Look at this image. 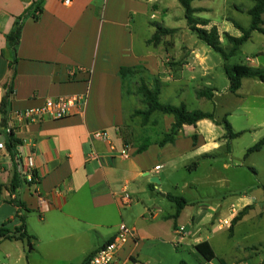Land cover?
Here are the masks:
<instances>
[{"label":"crops","instance_id":"1","mask_svg":"<svg viewBox=\"0 0 264 264\" xmlns=\"http://www.w3.org/2000/svg\"><path fill=\"white\" fill-rule=\"evenodd\" d=\"M38 1L0 0V102L11 78L13 60L6 36L19 21L9 112L74 95L86 96V103L80 113L73 111L61 120L44 119L15 131L21 141L16 160L6 146L0 153V227L19 228L22 213L25 230L34 238L30 244L2 241L0 264H83L113 239L121 223L133 228L136 236L118 252L115 264H212L217 259L215 254L205 262L195 247L207 242L213 251L214 237L225 228L230 231L221 222L250 207L232 230L244 221L258 205L252 189L240 195L233 193L229 199L220 196L222 200L212 201L211 195V203L204 204L201 199L185 198L186 190L195 184L169 185L161 174L169 165L176 172L197 170L202 161L215 158L209 162L206 180H216L213 165L222 155L230 154V142L244 131L229 123L239 136L227 139L222 125L201 120L195 126L183 125L173 143L161 146L173 118L153 113L143 126L140 117H132L135 110L144 108L136 88L141 81L151 84L156 79L161 85V103H183L188 111L213 113L217 121H227L233 99L244 97L243 87L252 93L256 79H243L236 93L229 91L223 61L215 60L212 50L189 31L178 0H71L68 5L65 0H43L42 11L34 19L31 7ZM240 1L228 6L226 2L219 19L213 21L200 17L212 11L209 0L191 2V8L197 10L194 17L206 22L202 28H216L223 49L231 47L224 34L233 38L242 35L232 21L244 29L250 26L247 11L253 1L244 7ZM241 15L247 16V26L239 22ZM157 28L173 33L152 41ZM243 60L245 64L232 65L264 69V51L256 58L245 54ZM121 68L137 71L121 79ZM248 80L252 82L246 83ZM216 99L226 112L221 119L215 115V106L205 109ZM103 130L110 133L115 152L105 142L90 139L91 133ZM0 142L5 145L1 128ZM124 147L130 149L129 158L118 155ZM90 152L97 157L89 160ZM26 158L33 161L37 187L21 184L10 193L12 178L21 173ZM156 166H160L158 171ZM221 167L229 169L228 165ZM218 184L223 186L222 181ZM124 187L132 199L128 207L119 201ZM35 190L44 199L45 208L38 204ZM167 194L188 201L175 220L171 218L176 206L166 199ZM15 201L23 204L22 211ZM218 264L225 263L218 259ZM230 264L251 263L243 257Z\"/></svg>","mask_w":264,"mask_h":264},{"label":"rangeland","instance_id":"2","mask_svg":"<svg viewBox=\"0 0 264 264\" xmlns=\"http://www.w3.org/2000/svg\"><path fill=\"white\" fill-rule=\"evenodd\" d=\"M252 1L254 5V0ZM226 2L228 6L232 3L235 4L237 0H209L207 5L212 8V11L202 14L200 17L211 21L219 19L217 17ZM239 3L244 7L249 4V0H241ZM246 19V15L239 17L242 26H247ZM262 19H264V14ZM251 36V41L245 43L238 53L229 59L228 64H245L243 60L245 54L256 58L260 51H264L262 50L264 35L254 32ZM225 42L227 43V41ZM210 52L215 60L223 61L219 54ZM247 82H252V80ZM253 82H257V85L252 93L247 91L248 87H243L241 92L244 97L239 101L233 99L230 104L232 110L228 111L230 114L227 116V121L237 131L244 132L230 142V154L222 155L221 161L217 160L213 165L216 180L210 182L206 180L209 162H213L215 158L202 161L197 170L176 172L173 171L172 165H169L164 168L163 174H161L169 185L195 184L194 188L186 190L185 198L201 199L204 204H210L212 197V201L221 199L220 196L229 199L233 193L240 195L244 192L249 193L248 191L252 189L251 195L254 197V202L258 201L257 207L248 213L244 221L235 226L234 231H227L225 228L214 237L212 248L217 259L212 264H218V259H221L225 264H230L235 259L243 257H248V262L251 264H264V197L260 188L261 185H264V147L259 152L251 153L245 157L247 150L264 137V125L262 124L264 122V84L256 80ZM218 103L217 99L210 101L205 105V109L211 110L212 106H215V115L221 119L226 112L223 107H218ZM154 114L161 116L160 113ZM222 165H228L229 169H221ZM218 181H222V187L219 186ZM173 193L178 195L174 190ZM211 195L212 197H210ZM259 245L261 246L259 247Z\"/></svg>","mask_w":264,"mask_h":264},{"label":"trees","instance_id":"3","mask_svg":"<svg viewBox=\"0 0 264 264\" xmlns=\"http://www.w3.org/2000/svg\"><path fill=\"white\" fill-rule=\"evenodd\" d=\"M43 0H39L36 5L31 7L32 17L37 19L36 14H40L42 9L40 4ZM194 0H178L184 11V18L187 23V27L189 31L196 36V38L209 47L213 52L219 54L223 59V71L225 76L229 82V91L231 93H236L241 87V82L243 79H256L262 84H264V69L248 67L244 65H229L226 62L235 55L237 50L241 45L248 41L250 34L252 32H257L261 35H264V21L262 19V15L264 14V0H254L253 7L247 11V14L251 18L250 26L247 29L242 28L236 22L232 21L233 26L241 32V37L233 38L227 34H224V38L231 45V47L226 50L223 49L221 43L219 41V36L216 28H211L210 30H205L202 27L206 25L204 20H200L194 17V14L197 10L191 8V2ZM172 30H163L161 28H157L156 34L152 37V41H157L160 35L163 34H171ZM20 37V22L16 21L14 23L13 29L6 36V46L9 51H11L13 55V60L10 64L11 69V78L9 80V84L6 86V93L3 96L0 102V115L1 122L0 128L1 132L5 137V146L6 150L9 152L12 159L16 160L17 157V149L21 145V141L17 139L14 135L13 131L6 132L8 128V123L10 120V112H9V97L12 93V84L15 76V64L17 61L16 49L18 45ZM136 68H121L119 70V76L121 79H125L126 77L133 76L136 73ZM136 93L139 94L142 98V103L144 108L142 110H135L132 114V117L138 116L141 118V124L144 126L146 122L149 120V117L153 113H160L162 115L171 116L173 118V123L168 133L163 135V139L159 143L161 146L166 143H173L175 138L179 134L183 125L187 126H195L198 121L201 120H209L215 125H222L226 131L227 139H234L239 136V133H234L226 121L223 118L221 121H217L213 113H205L199 110L188 111L183 103L178 106H173L160 102V93H161V85L158 80L154 79L151 84H146L144 81L139 82ZM211 95L206 96L208 99ZM194 139V137H193ZM264 146V138L258 141L255 145L249 148L246 152V156L251 153L259 152ZM143 148H140L138 151L141 152ZM21 184H26L24 181V176L22 173H18L13 176L12 181L9 186L10 193H15L16 190L20 187ZM30 186V185H28ZM260 188L264 194V185H261ZM166 199L170 202L174 203L176 206V213L172 216L171 219L175 220L181 210L188 205V201H186L182 197H176L172 195H166ZM15 204L20 209L23 210L24 206L21 202L15 201ZM250 210V207H245L242 209L231 221L230 231L232 227L241 220V218ZM19 220L21 222V226L15 229H9L6 226L0 227V243L2 241H22L27 244L34 239L32 236L28 235L25 226H24V215L19 214ZM198 255L205 261L209 262L214 259V253L211 250L210 246L207 242H202L198 244L194 249ZM93 254L89 255L83 264H86L89 258ZM179 264H185L184 262H179Z\"/></svg>","mask_w":264,"mask_h":264},{"label":"built area","instance_id":"4","mask_svg":"<svg viewBox=\"0 0 264 264\" xmlns=\"http://www.w3.org/2000/svg\"><path fill=\"white\" fill-rule=\"evenodd\" d=\"M103 2L105 0H102ZM71 0H65L64 4H70ZM38 15V14H36ZM73 74V71L70 72ZM86 103V96L74 95L69 97H58L55 99H46L43 104L39 107L29 108L22 111L10 113V120L6 132L17 131L24 126L29 124L39 123L44 119L49 120H61L76 111L80 113L83 106ZM118 132V129L115 130ZM90 139L93 141L105 142L110 151L115 152V148L112 145L110 133L108 131H95L90 134ZM5 150V145L0 142V153ZM118 155L123 158H129L130 149L127 147L122 148ZM97 155L94 152H90L88 159H95ZM18 163L21 164L19 161ZM21 173L24 176V181L27 185L36 189L38 184V178L35 173V167L31 158H26L24 165L21 164ZM155 171L160 169V166H156ZM34 195L37 198L38 204L45 208V201L42 196L39 195L37 190L34 191ZM119 201L122 207H128L132 203V199L126 190V187L120 193ZM232 220H223L222 226H231ZM135 231L133 228L126 226L121 223L113 237V239L100 247L93 255L89 258L86 264H115L118 252H120L128 241L135 239Z\"/></svg>","mask_w":264,"mask_h":264},{"label":"water","instance_id":"5","mask_svg":"<svg viewBox=\"0 0 264 264\" xmlns=\"http://www.w3.org/2000/svg\"><path fill=\"white\" fill-rule=\"evenodd\" d=\"M29 248L31 249V247L29 246Z\"/></svg>","mask_w":264,"mask_h":264}]
</instances>
